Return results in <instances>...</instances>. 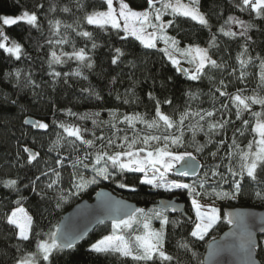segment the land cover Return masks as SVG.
<instances>
[{"label":"snow or ice","instance_id":"obj_1","mask_svg":"<svg viewBox=\"0 0 264 264\" xmlns=\"http://www.w3.org/2000/svg\"><path fill=\"white\" fill-rule=\"evenodd\" d=\"M140 3L138 9L131 6V0H98V6L94 5L89 11L84 0H78L77 10L83 15L76 17L71 24L60 19H48L50 35L45 43L51 49L47 59L49 75L54 81L63 76L67 83L69 76L82 75L81 68L92 69L94 62L90 53L100 46L94 35L95 30H99L105 35H115L122 45L135 42L143 50L161 53L162 58L186 81L202 82L207 78L211 84L207 95L212 106L193 108L191 102L199 100L203 93L190 88L184 93L187 100L183 110L172 108L171 98L161 99L150 89L147 97L154 103L153 114L121 113L117 108H108V120L101 118L100 110L80 113L71 108L60 109L65 119L58 120L53 105L51 124L59 131L55 133L56 138L51 141L48 153L55 152L56 155L45 159L40 151L18 142L13 166L29 170L36 167L39 174L29 176L26 173L23 178L2 181L4 188L17 195L14 200L0 202L3 208L0 222L13 229L15 242L12 247L16 252L13 264H59L64 256L74 255L72 250L77 249L92 227L106 225L109 221L111 230L89 243L87 248V253L94 255L97 261L100 257L118 255L132 264H181L179 256L167 248V226L175 228L180 223L171 219L168 213L178 210V202L160 201L152 207L133 208L101 191L97 193L92 216L83 228L68 222L48 231H44L23 206L27 200L24 191L27 190L41 200L53 199L48 196V192H53L55 206L61 208L104 181L131 193H136L140 185L156 192L174 193L178 190L184 193L194 219L187 216L186 222H190L192 227L187 237L177 240L176 249H182L185 255L190 253L191 260L197 264H264V258L261 261L256 259L258 250L264 252V238H261L264 237V217L257 218L252 213L239 211L223 212L215 204L217 200L241 198L246 194V183L254 186L249 194L264 201V178H261L264 174V55L251 54L252 37L249 35L258 28V22L264 21V0H232L233 7L241 15H228L215 30L209 14L202 10V0H140ZM43 7L41 3L36 6L37 10L24 8L14 16L0 14V23L13 26L23 22L43 34L38 14ZM48 11L55 12L56 6L51 5ZM61 11L67 13L70 9L64 7ZM244 14H247V19L241 18ZM86 26H93V30H87ZM62 27L71 29L84 41H91V48L87 43L77 48L68 33H61ZM205 30L208 36L204 41L206 46H202L200 33ZM225 37L229 41H243L235 57L236 66L226 74L230 79L223 75L229 67L228 62H218L213 58V53L220 51L221 38ZM64 45H70L72 50L64 51ZM134 47L127 51L123 46L112 47L111 64L118 66L123 58L132 56L134 59L128 63L135 67L139 56ZM0 52L14 62L31 59L24 44L10 38L4 30H0ZM69 61L77 62L76 70L62 73L53 67ZM250 67L256 71L249 72ZM212 70L221 71L218 81L210 74ZM5 75L15 77L14 87L20 85L21 79L24 87H38L31 75L22 70L16 69ZM253 76L256 86L249 88L248 82ZM115 79L113 77V83ZM168 79L171 81L172 77ZM230 87L235 91H229ZM82 91L101 99L94 89L84 88ZM116 99L120 100L121 96L118 94ZM137 99L133 89L129 88L123 103H135ZM5 102L23 110L17 99L8 100L6 97ZM165 105L172 108L171 113L164 111ZM254 106H259V110ZM89 120L92 128L85 126ZM237 121L240 126L233 129L229 138L228 129ZM23 124L45 133L51 130L50 124L42 119L25 118ZM186 132H190L191 137H187ZM201 132L205 137L204 143L196 139ZM246 133L251 139L242 146L239 137ZM209 145H214V150L207 152L211 163L201 159ZM62 149L67 154L62 155ZM41 162L43 167H38ZM66 162L72 171L68 186L62 187V171ZM135 173L141 175L130 182L129 174ZM185 177L194 179L184 182L182 178ZM205 200L210 202L204 203ZM81 207L89 208V205ZM153 221H158L160 227H153ZM221 221L230 225L232 230L225 233L219 242L213 236L207 255L200 258L193 241H204ZM225 255L232 257L231 261L221 260Z\"/></svg>","mask_w":264,"mask_h":264},{"label":"trees","instance_id":"obj_2","mask_svg":"<svg viewBox=\"0 0 264 264\" xmlns=\"http://www.w3.org/2000/svg\"><path fill=\"white\" fill-rule=\"evenodd\" d=\"M78 0H0V14L17 15L22 9L26 8L29 11L37 10L36 6L43 4V9L38 10V14L43 26V34L41 32L30 29L29 26L23 22H19L17 25L4 26L0 23L10 38L16 39L26 48L27 52L31 56V59H22L19 62H14L5 58L4 54L0 52V202L10 201L17 198L16 193L10 189L4 188L2 181L5 179H18L23 178L27 173L29 176L38 175L36 167L29 169H20L18 165H14L15 154L17 149V143L27 144L34 150L41 152L45 159H50L56 155L55 152L48 153V147L51 141L54 140L55 133L59 131L51 124L53 119V105H55L56 113L55 118L58 120H64L65 117L60 109L71 108L75 112H88V111H101V118L108 120V113L106 109L117 108L121 113L141 112V113H154V103L148 100L147 92L151 89L154 90L156 95L161 99L167 97L173 100L172 108H179L183 110L187 97L184 93L189 88L196 92L203 93L199 100L192 101V107L197 106L203 108H210L212 102L208 97L211 84L207 78H204L202 82H189L176 73L175 69L162 58L161 53H157L154 50H143L139 47L138 43L129 42L122 43L117 39L115 35H105L99 30H95L94 35L96 42L100 45L97 49L90 53L92 56L94 66L92 69L81 68V76H69L67 83H65V77L61 76L55 81L49 75V68L47 59L50 53V46L45 43V40L49 37L48 19H60L62 22L71 24L78 16H82L83 13L77 10ZM87 10H91L94 5L98 6V0H84ZM51 5L56 6L55 12H49ZM204 11H206L215 27H218L219 23L223 22V18L228 15H241L232 5V0H202ZM131 6L134 8H140V0H131ZM146 6V5H145ZM68 7L70 12L61 11L62 8ZM47 15V18H46ZM241 18L247 19V14H244ZM192 22H189V24ZM87 30L92 31L93 26H86ZM188 27V24H185ZM61 33H68L71 39L75 42L76 47H84L87 43L88 48H91V41H84L82 38L75 36V33L71 32V29L61 28ZM249 35L252 37L250 45V52L254 56L257 53L264 55V21L258 22V28L253 29ZM201 44L206 46L204 41L207 39V30L200 33ZM220 51L213 53V58L220 60H226L229 67L224 70L223 75L225 79L227 72L232 71V67L236 66V54L239 51V44L242 40L229 41L228 38H221ZM139 56L138 60H135V67H132L128 61L133 60L132 56H126L123 58V62L118 66H114L110 62V49L112 47L123 46L125 50L133 48ZM227 49V51H225ZM64 51H71L70 45L63 46ZM56 51L59 52L60 48L57 47ZM55 70L60 72H72L77 69L76 61H69L63 65H54ZM22 70L25 74H30L34 81V86L24 87V81L21 79L20 85L14 87L16 83L15 77H6V73L13 72L14 70ZM249 72H255L256 69L250 67ZM215 80L221 78V71L212 70L210 73ZM84 77H87L85 79ZM113 77H115V83H113ZM169 77L172 80L169 81ZM241 86V85H237ZM249 88L256 86L255 76L251 77L248 82ZM91 88L98 92L101 96L100 100L95 99L83 92L82 89ZM132 88L135 92V103L124 104L123 97L127 89ZM229 91H235L234 87H230ZM121 96L120 100H117V95ZM218 95V94H217ZM8 100L17 99L19 104L23 106L21 110L18 106H13L10 103L5 102V98ZM131 100L132 97L129 96ZM172 108L167 105L164 106V111L171 113ZM255 110H259V106H254ZM25 118L42 119L50 124L51 130L47 133L44 130L31 129L30 126L24 125ZM235 119V116H232ZM85 126L92 128L91 120L85 122ZM240 122L237 121L234 126H230L227 132V136H232L233 129L239 127ZM123 127V126H121ZM137 127H141L137 125ZM27 134L26 136L23 134ZM99 135V130L97 131ZM187 137H191L190 132H186ZM239 137V134H237ZM90 138V137H88ZM35 139V143L33 140ZM196 139L201 143H204V134L198 133ZM248 139L251 136L246 133L245 136L239 137L241 145H246ZM191 150V149H189ZM214 150V145H209L204 155L201 157L202 161L211 163V158L208 157L207 152ZM61 154H67L65 150H61ZM26 155V154H25ZM75 155V154H73ZM35 163V162H34ZM38 167H43L41 162ZM72 168L66 166L62 171L63 180L61 182L62 187L68 186L69 174ZM141 174H129L128 179L131 182L135 177ZM176 178V177H174ZM264 178V174L262 177ZM184 182H191L192 178H182ZM27 182V181H24ZM22 187V186H21ZM43 185H41V188ZM254 187V186H252ZM247 183L245 185L246 194L236 200H217V203L223 211L227 207H252L257 209H264V201L255 198L254 195L249 194L252 191ZM107 189L124 199L135 202L139 207H152L154 201L157 198L172 199L177 197L178 200L185 205L186 212L191 215L190 202L187 196L176 191L174 193L159 192L151 193L148 186H138L136 193H131L126 189H119L115 184L107 181L101 182L99 185L92 186L88 193L80 198H73L68 203L64 204L61 208L55 206L54 193L48 192L49 197L53 199L41 200L38 196L32 193L30 190L24 191L27 196V200L24 201L23 206L29 214L33 215L37 223L42 227L44 231H48L50 228L54 229V226L58 224L61 217L69 209H71L77 202L81 200H91L94 194L99 189ZM227 188V185H225ZM205 202H210L205 200ZM2 205H0V211H2ZM171 219L179 220L180 223L174 228L172 225L167 226L168 243L167 248L173 254L178 255L181 264H197L195 260H191V254L185 255L183 250L177 251L176 242L181 237H187L191 230L192 224L186 222V219L181 215H176L171 212L168 213ZM158 223V222H157ZM228 224L221 221L218 226L211 231L210 235L205 238L204 241H193L194 249L200 258L203 257L207 243L212 240V237H217L221 234ZM110 224L98 226L89 236L80 241L77 249L72 250L74 255L64 256L59 264H132L130 260L116 256L100 257L97 258L94 255L87 253L89 243L94 242L102 234H107L110 231ZM13 229L7 226L5 223L0 222V264H13V258L16 255L15 249L12 247L14 244V236L12 235ZM264 238V237H261ZM29 247H32L29 245ZM259 261L264 258V252L258 250L256 256Z\"/></svg>","mask_w":264,"mask_h":264},{"label":"water","instance_id":"obj_3","mask_svg":"<svg viewBox=\"0 0 264 264\" xmlns=\"http://www.w3.org/2000/svg\"><path fill=\"white\" fill-rule=\"evenodd\" d=\"M2 29V27L0 26V30ZM28 126V125H27ZM188 178H192V177H188ZM105 192L107 194H109L110 196H112L113 198L115 199H119V200H123L125 201L127 204L131 205L133 208L135 207H139L135 202L133 201H130V200H127V199H124L122 197H118L117 195H115L114 193H112L111 191L107 190V189H99L93 196V198L89 201V200H81L79 202H77L71 209H69L66 213L63 214V216L61 217L60 221L58 222L57 225H65L66 223L68 222H71L73 224H76L78 225L79 227L83 228L85 226V224L87 223V221L91 218L92 216V212H93V207L94 205L96 204L97 200H98V196H97V193L99 192ZM151 193H155L156 191L154 190H150ZM173 201L174 203L175 202H178V210L173 213V214H176V215H181L182 217H184L185 219L187 218V216H189V214L186 212V209H185V205L184 203L180 202L178 200L177 197H174L172 199H166V198H157L155 201H154V204L155 203H159L160 201ZM84 204H87L89 205V208H83L81 207L82 205ZM227 211H232V212H246V213H252L255 215V217L257 218H261V217H264V209H257V208H252V207H227L223 210V212H227ZM106 224H110V221L109 222H106ZM98 226H94L91 228V230L89 231L88 235L89 236ZM232 230L231 226L228 225V227L221 233L219 234L216 238H217V241H221L222 238H224L225 236V233H228ZM86 236V237H87ZM257 236L260 237V234L257 232ZM85 237V238H86ZM231 239V238H229ZM211 241V240H210ZM209 241V242H210ZM209 242L207 243L206 245V248H205V251H204V254H203V257L207 255V251H208V245H209ZM202 257V258H203ZM232 257L230 256H223L221 257V260H224V261H231ZM257 259V257H256ZM258 260V259H257ZM259 261V260H258Z\"/></svg>","mask_w":264,"mask_h":264},{"label":"rangeland","instance_id":"obj_4","mask_svg":"<svg viewBox=\"0 0 264 264\" xmlns=\"http://www.w3.org/2000/svg\"><path fill=\"white\" fill-rule=\"evenodd\" d=\"M186 66V65H185ZM170 178H174V177H172V176H170ZM185 178H187V177H185ZM204 203H209V202H205L204 201ZM216 204V206L217 207H219L220 208V206L217 204V203H215ZM191 215H192V217H193V219H194V213L191 211ZM158 221H153V227H155V228H159L160 227V225H159V222L157 223Z\"/></svg>","mask_w":264,"mask_h":264}]
</instances>
